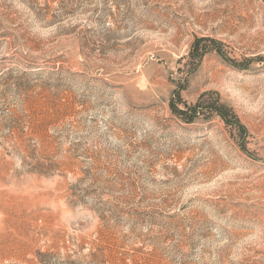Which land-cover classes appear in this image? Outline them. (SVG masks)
Instances as JSON below:
<instances>
[{"label": "rangeland", "instance_id": "1", "mask_svg": "<svg viewBox=\"0 0 264 264\" xmlns=\"http://www.w3.org/2000/svg\"><path fill=\"white\" fill-rule=\"evenodd\" d=\"M0 264H264V0H0Z\"/></svg>", "mask_w": 264, "mask_h": 264}, {"label": "trees", "instance_id": "2", "mask_svg": "<svg viewBox=\"0 0 264 264\" xmlns=\"http://www.w3.org/2000/svg\"><path fill=\"white\" fill-rule=\"evenodd\" d=\"M191 108V107H190ZM194 109V107H192V110ZM197 111V108L195 109ZM195 114V112L193 113V115Z\"/></svg>", "mask_w": 264, "mask_h": 264}]
</instances>
